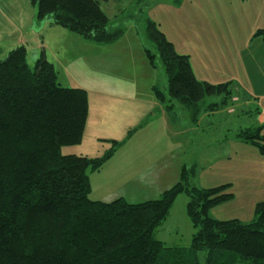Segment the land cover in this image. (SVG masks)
Returning a JSON list of instances; mask_svg holds the SVG:
<instances>
[{
    "label": "rangeland",
    "instance_id": "374dc122",
    "mask_svg": "<svg viewBox=\"0 0 264 264\" xmlns=\"http://www.w3.org/2000/svg\"><path fill=\"white\" fill-rule=\"evenodd\" d=\"M133 1L107 4L113 24L126 28L124 42L117 44L123 50H93L81 36L52 25L50 17L38 20V7L29 2L31 15L15 23L19 29L0 19V28L15 36L14 40L3 35L0 58L17 48L16 40L22 36L30 48L32 68L45 53L56 67L60 84L88 92L82 142L65 146L63 153L73 149L79 155L99 157L110 148L108 141L124 142L99 171H88L93 200L124 197L141 203L159 198L180 180L186 166L192 186L230 184L227 190L234 197L214 206L211 218L252 221L257 205L264 203V156L238 133L264 127V39L256 35L264 29V0ZM127 4L131 5L117 13ZM148 21L158 25L179 54L190 56L199 80L230 82L234 98L228 105L222 95L208 96L200 102L195 121L191 108L171 100L168 75L148 35ZM35 41L43 48H35ZM146 50L155 56L154 66ZM154 86L167 96L164 104L157 100ZM211 104L219 105V110H209ZM169 105L174 109L167 113ZM127 157H132L129 170L122 168ZM189 200L186 193L180 194L155 230L156 238L167 247L191 248L196 229L187 212ZM198 256L206 264L207 251Z\"/></svg>",
    "mask_w": 264,
    "mask_h": 264
},
{
    "label": "trees",
    "instance_id": "16d2710c",
    "mask_svg": "<svg viewBox=\"0 0 264 264\" xmlns=\"http://www.w3.org/2000/svg\"><path fill=\"white\" fill-rule=\"evenodd\" d=\"M104 1L30 0L38 20L50 17L52 25L109 45L126 29L112 28ZM147 32L168 75L171 100L191 108L195 121L206 97L222 95L225 105L234 98L230 82L199 80L190 56L179 54L154 21H148ZM256 35L264 39V29ZM146 54L154 66L155 56ZM153 91L164 104L165 93L157 86ZM218 107L211 104L209 110ZM88 114V92L60 84L45 53L33 68L24 45L0 58V264H201L198 253L204 250L206 264H264V203L250 222L213 219L210 210L234 197L230 184L192 186L186 166L159 198L93 200L88 171H99L124 142L108 141L110 148L99 157L63 153L65 146L82 142ZM238 137L264 156L263 126L243 129ZM182 193L190 198L187 212L196 229L189 249L167 247L155 236Z\"/></svg>",
    "mask_w": 264,
    "mask_h": 264
},
{
    "label": "crops",
    "instance_id": "0c3cea01",
    "mask_svg": "<svg viewBox=\"0 0 264 264\" xmlns=\"http://www.w3.org/2000/svg\"><path fill=\"white\" fill-rule=\"evenodd\" d=\"M30 0H0V19H5L7 20L8 22L10 23H13L14 25H16L15 23H17L18 21H21V22H24L25 20V14H26V17L27 19H29L31 13H30ZM110 3V0H106L102 3L103 5V9L105 10V12L108 10V6L107 4ZM133 3H137L136 0L133 1ZM131 4H127V5H124L117 13H120L122 11H124L125 9H127V7H129ZM22 10V13H20V11ZM107 13V12H106ZM108 14V13H107ZM110 20H111V24H112V28H116L117 26H115L113 24V21H112V16L111 15H108ZM36 17H37V13H36ZM15 29H19V27L16 25L14 26ZM33 27V26H32ZM126 29V28H125ZM18 33H20L21 31H17ZM3 35H7V36H10V38H14L15 40V36L10 35L6 30H3L0 28V43L1 41H4V36ZM125 35L120 38L117 42L113 43V44H109V45H104V46H108L109 48H111L112 50L108 49V48H104L103 45H99V44H95V43H92V42H89V41H86L85 39H82L87 42L88 44H91L93 48V50L95 51H98L100 53L99 50L103 51V50H109V51H117V49L119 50H123V47L117 45V44H121L122 42H124V38H125ZM36 39H37V36H36ZM14 42V41H13ZM12 42V43H13ZM132 42H133V39H132ZM24 43V44H22ZM16 44H19V45H24L25 46V42L21 37H19V40L17 41L16 40ZM35 48H38V49H41V47L43 48V44L41 43H37L35 41ZM18 45V46H19ZM97 46H101V47H98ZM124 46V45H123ZM27 48V51L29 48V46L26 47ZM116 48V49H115ZM124 48L126 49V46H124ZM35 50V49H34ZM111 54V53H110ZM49 59V58H48ZM168 113V111H166ZM172 115V114H170ZM173 116V115H172ZM127 145H125L123 148H125ZM128 152V151H126ZM70 154V153H76L78 154L76 151H74L73 149L70 150L69 152H66V154ZM131 158L132 157H127L126 160L123 161V164H122V168H127V170H129V166L131 164ZM94 200H98V199H94ZM104 201V200H103Z\"/></svg>",
    "mask_w": 264,
    "mask_h": 264
}]
</instances>
